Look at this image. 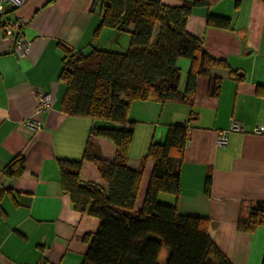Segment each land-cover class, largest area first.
<instances>
[{"label": "crops", "instance_id": "crops-1", "mask_svg": "<svg viewBox=\"0 0 264 264\" xmlns=\"http://www.w3.org/2000/svg\"><path fill=\"white\" fill-rule=\"evenodd\" d=\"M7 16L24 22L30 42L28 57L14 53V40L0 30V264H82L101 221L74 209L61 186L59 161H81L88 142L102 158L115 159L116 148L96 130L127 129L133 132L128 167L142 179L135 213L144 206L154 163L145 159L153 143H164L173 125L188 126V143L181 167L178 198L160 194L161 204L176 206L184 216L210 222L212 241L232 264H262L264 226L252 234L240 233L238 221L254 206L264 203V0H210L195 6L187 32L202 40L215 59L228 68L215 67L197 79L193 106L181 103L134 102L124 126L97 119L70 117L62 110L66 86L59 80L65 64L63 48L84 55L94 50L125 52L131 35L110 28L96 31L102 22L103 0H22ZM198 0H162L180 7ZM209 15L228 18V30L208 27ZM110 48V49H109ZM180 90L186 85L189 62L181 60ZM220 90L212 94V84ZM37 89L52 95V108L36 114ZM30 119L40 122L29 128ZM234 122L242 133L228 134L219 146L220 131ZM18 157L25 160L18 177L5 175ZM210 179V195L204 193ZM82 186L106 188L97 167L83 163Z\"/></svg>", "mask_w": 264, "mask_h": 264}, {"label": "trees", "instance_id": "trees-1", "mask_svg": "<svg viewBox=\"0 0 264 264\" xmlns=\"http://www.w3.org/2000/svg\"><path fill=\"white\" fill-rule=\"evenodd\" d=\"M100 1V0H98ZM210 0L168 7L162 0H103V28L130 31L131 42L125 52L94 50L88 55L63 48L65 64L59 80L66 86L62 110L70 117L97 119L124 126L134 102L181 103L193 106L197 79L215 67L228 68L227 62L213 58L202 40L186 30L195 6H208ZM208 27L228 30L231 20L209 15ZM181 60L189 62L186 85L180 90ZM220 81L212 84V94ZM92 135L110 140L116 155L112 162L102 158L98 147L88 142L81 161H59L60 183L71 198L74 209L101 221L82 264H232L212 241L210 222L201 217L184 216L176 206L159 203L160 194L180 196V172L188 143V126L173 125L162 144L153 143L145 159L154 163L143 209L135 213L142 173L128 167L133 132L127 129L96 130ZM85 161L93 163L106 185L82 186L80 175ZM25 160L15 158L5 175L18 177ZM210 179L204 193L210 195ZM264 226V203L238 221L240 233L252 234ZM262 264H264V257Z\"/></svg>", "mask_w": 264, "mask_h": 264}, {"label": "built area", "instance_id": "built-area-1", "mask_svg": "<svg viewBox=\"0 0 264 264\" xmlns=\"http://www.w3.org/2000/svg\"><path fill=\"white\" fill-rule=\"evenodd\" d=\"M23 5L22 0H0V30L8 38L14 40V53L19 59H24L29 56L31 47L30 42L24 37V22L15 15L7 16L9 8L12 11L20 8ZM37 108L36 114H41L49 111L52 108V95L48 92L37 89ZM26 125L32 129H39L41 124L37 120L30 119ZM245 131L244 126L238 122H234L229 130L220 131L217 136L219 146H226L228 143L227 137L229 133ZM255 133H264V128H255Z\"/></svg>", "mask_w": 264, "mask_h": 264}, {"label": "rangeland", "instance_id": "rangeland-1", "mask_svg": "<svg viewBox=\"0 0 264 264\" xmlns=\"http://www.w3.org/2000/svg\"><path fill=\"white\" fill-rule=\"evenodd\" d=\"M132 29H133V27L130 26V29L128 31L124 32V34L125 35H129L130 31H132ZM167 255H168V250L166 248H163V250H162V252L160 254V257H159V264H164L165 259L167 258Z\"/></svg>", "mask_w": 264, "mask_h": 264}, {"label": "water", "instance_id": "water-1", "mask_svg": "<svg viewBox=\"0 0 264 264\" xmlns=\"http://www.w3.org/2000/svg\"><path fill=\"white\" fill-rule=\"evenodd\" d=\"M125 1H126V11H128V8H129L128 0H125Z\"/></svg>", "mask_w": 264, "mask_h": 264}]
</instances>
